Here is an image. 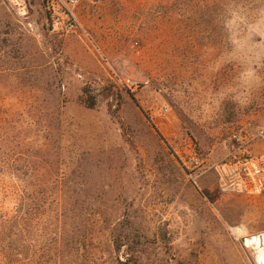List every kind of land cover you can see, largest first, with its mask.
Masks as SVG:
<instances>
[{
  "label": "rangeland",
  "instance_id": "obj_1",
  "mask_svg": "<svg viewBox=\"0 0 264 264\" xmlns=\"http://www.w3.org/2000/svg\"><path fill=\"white\" fill-rule=\"evenodd\" d=\"M45 7L0 0V211L29 254L257 264L264 141L232 135L264 131V0H82L67 35Z\"/></svg>",
  "mask_w": 264,
  "mask_h": 264
},
{
  "label": "trees",
  "instance_id": "obj_2",
  "mask_svg": "<svg viewBox=\"0 0 264 264\" xmlns=\"http://www.w3.org/2000/svg\"><path fill=\"white\" fill-rule=\"evenodd\" d=\"M84 104L88 108H92L95 101L89 97L88 100L84 101ZM26 218V213L20 211L16 215L0 211V264H39L42 260L43 256H40L37 251L33 253L34 257L28 252L29 238ZM70 256L71 258L72 256L78 257V253H71ZM62 257L57 239L51 253H49L48 262L57 264Z\"/></svg>",
  "mask_w": 264,
  "mask_h": 264
},
{
  "label": "built area",
  "instance_id": "obj_3",
  "mask_svg": "<svg viewBox=\"0 0 264 264\" xmlns=\"http://www.w3.org/2000/svg\"><path fill=\"white\" fill-rule=\"evenodd\" d=\"M82 0H45L47 27L56 34L67 35L80 31L81 25L77 17V8ZM127 86H135V82L127 81ZM248 123L232 138L241 145L252 142L255 139L264 141V131L251 132Z\"/></svg>",
  "mask_w": 264,
  "mask_h": 264
},
{
  "label": "bare ground",
  "instance_id": "obj_4",
  "mask_svg": "<svg viewBox=\"0 0 264 264\" xmlns=\"http://www.w3.org/2000/svg\"><path fill=\"white\" fill-rule=\"evenodd\" d=\"M247 243L255 252L257 264H264V234L250 238Z\"/></svg>",
  "mask_w": 264,
  "mask_h": 264
}]
</instances>
